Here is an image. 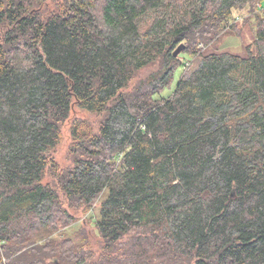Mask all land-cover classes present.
Segmentation results:
<instances>
[{
  "label": "trees",
  "instance_id": "trees-1",
  "mask_svg": "<svg viewBox=\"0 0 264 264\" xmlns=\"http://www.w3.org/2000/svg\"><path fill=\"white\" fill-rule=\"evenodd\" d=\"M261 1L0 0V264H264ZM242 12L243 54L202 51ZM104 191L96 257L54 237Z\"/></svg>",
  "mask_w": 264,
  "mask_h": 264
},
{
  "label": "rangeland",
  "instance_id": "rangeland-1",
  "mask_svg": "<svg viewBox=\"0 0 264 264\" xmlns=\"http://www.w3.org/2000/svg\"><path fill=\"white\" fill-rule=\"evenodd\" d=\"M42 1V8H51L53 5L52 0ZM261 5L264 7V0L261 1ZM242 13H244L243 17L240 15L236 18V20H234L236 24L235 30H225L226 32L222 33L215 41L209 43L206 46H203L200 43L199 47L202 48V51H230L237 54H243L244 46L248 43H251L254 37V30L251 25V23L254 21V18L248 17L246 12ZM243 18H247V21H244ZM180 43L186 45L185 41ZM180 57L184 60V66L177 68L175 71L171 87L174 86L178 76L182 71L188 70L196 64V58L194 60L193 55L181 53ZM153 70L154 67L152 66L139 70L135 77L131 79L129 88H132L138 80L144 79ZM168 93V90L163 91L164 95H167ZM75 118L85 119L90 123L98 124L101 119V115L86 111L77 107L76 105L72 106L69 118L63 122L61 127V141L56 145V148L53 151V157L59 169L62 170L71 165L70 146L72 144V138L70 134V126ZM44 182H50V184H52L54 187L57 185L56 180L53 181L52 176L49 174L45 176ZM105 194L106 191L100 194L91 207L67 208L70 218L67 217L65 219L66 224L60 225L58 227L57 231L54 233V237L71 239L76 245L85 246L86 250H92L94 257H96L100 252L101 238L97 232L95 221L98 217L100 203ZM66 206L68 207L67 203L65 202L63 207ZM59 263L64 264L62 262Z\"/></svg>",
  "mask_w": 264,
  "mask_h": 264
},
{
  "label": "water",
  "instance_id": "water-1",
  "mask_svg": "<svg viewBox=\"0 0 264 264\" xmlns=\"http://www.w3.org/2000/svg\"><path fill=\"white\" fill-rule=\"evenodd\" d=\"M184 44L179 43L178 46L174 49L173 54L176 56L183 48H184ZM55 264H60L59 262H55Z\"/></svg>",
  "mask_w": 264,
  "mask_h": 264
}]
</instances>
